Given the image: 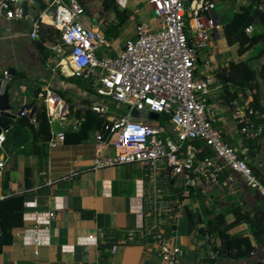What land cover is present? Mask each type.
Masks as SVG:
<instances>
[{
    "label": "crops",
    "instance_id": "obj_1",
    "mask_svg": "<svg viewBox=\"0 0 264 264\" xmlns=\"http://www.w3.org/2000/svg\"><path fill=\"white\" fill-rule=\"evenodd\" d=\"M115 2L119 11L126 15L127 24L121 38L111 40L112 51L109 46L108 54L117 50L125 38L133 36L135 24L143 23L152 28L157 26L146 0H133V8L125 6L127 0ZM44 3L45 0H40L37 7L30 8L25 18L15 20L0 18V78H3L2 71L6 69L9 75L6 80L13 85L9 100L12 112L25 106L31 108L33 104L41 102L36 93L43 88H50L61 95L68 106L71 105L69 113L61 121L53 120L48 123L49 130L61 128L70 130V120L75 116L76 108L81 105L79 99L84 97V89L66 80L64 77L70 75L68 69L59 68L57 64V57L50 48L55 42L56 32L51 33L49 28L46 29V35L50 38L47 41L42 40L41 47L37 45V39L27 35L31 27V16L43 8ZM147 6L149 9L143 11ZM221 9L214 7L211 15L223 24ZM138 11L143 13L142 18ZM85 17L99 22L100 28L103 25L101 20L95 19L91 14L90 16L86 14ZM243 45L240 51L237 42L231 44L226 42L221 29L214 32L202 50L204 51L202 61L196 52V68L200 62L203 65V68L196 72L212 74L213 82L208 95V105L216 115L215 125L224 139L235 148L237 154L251 164L249 166L252 171H257L264 185V147L262 144H254L253 150L249 149L243 140L244 134L238 131L239 122L236 116V110L239 113L243 112L242 101H249L253 90L244 89V92L238 90L230 103H225L221 89L223 82L214 75L218 67L227 66L231 61L254 54L257 44L248 45L245 42ZM205 60L208 61L207 65L204 63ZM251 62L254 65L255 59L253 58ZM232 87V84L228 85V88ZM262 88L264 90V85ZM261 100L264 102V97ZM256 141H262V138H257ZM1 142L0 158L3 159V166L0 169V192L4 189L2 184L4 175L7 178L6 184L25 185L23 181L25 164H28L31 171L48 168L52 177L59 175L68 166L76 167L78 172L72 179L55 181L50 187L51 198L45 187H42L44 191L37 193L24 192L22 224L10 229V242L0 248V264H154L157 261V244L152 237L141 235L138 229H134L142 222L144 211L147 209L143 195L150 189L144 168L139 162L92 168L90 166L92 137L88 142L75 144L65 142L63 146L52 149L47 147L45 141L39 142L36 151L21 146L19 142L18 145L14 141L7 146ZM108 149L109 147L105 152L109 154ZM233 177L225 184L184 183L176 178L174 180L176 186H169L171 199L174 200V205L176 204L172 216L174 223L172 241L181 248L178 256L180 264L234 262L215 253L213 246L219 245L221 239L217 232L200 234L197 230L199 226L204 227L216 212H222L224 221L221 226L225 233L249 235L245 222H231L229 206L233 204L242 208H264V196L245 184L238 174H234ZM30 180L33 183L42 179L41 176H37L31 177ZM178 188L179 194L182 195L180 199L175 190ZM33 198L35 205L30 203ZM47 200L55 204L57 209L54 217L45 222ZM185 208L191 211L193 219H197L192 228L187 226ZM132 229V238L127 239V231ZM90 234L92 237L88 236ZM247 259L257 261L254 264H264V246L255 247Z\"/></svg>",
    "mask_w": 264,
    "mask_h": 264
},
{
    "label": "built area",
    "instance_id": "obj_2",
    "mask_svg": "<svg viewBox=\"0 0 264 264\" xmlns=\"http://www.w3.org/2000/svg\"><path fill=\"white\" fill-rule=\"evenodd\" d=\"M39 1L0 0V18H25ZM146 2L157 26L135 24L133 36L125 38L110 54L107 50L110 46L112 51L111 40L105 38L99 22L85 17L78 0H45L44 7L31 16L27 35L37 39L40 24L57 30L58 35L50 48L57 57L59 68H67L70 75L89 83L92 90H84L83 95L90 98V108L104 115L107 121L103 127L107 136L104 137L102 131L92 136L90 166L134 161L143 166L150 189L143 195L147 208L144 217L134 229H138L141 235H150L157 244L158 259L154 264H180L181 248L172 241L174 229L166 231L170 219L173 221L170 209L175 203L171 199L169 181H172L171 186H176V178L184 183L225 184L238 174L245 184L262 196L264 185L215 125L216 115L208 105L212 74L196 72V52L207 46L213 33L222 26L211 15L214 1ZM252 29L251 24L244 27L245 33L252 32ZM101 46L103 48L98 50ZM204 63L207 65L208 61ZM2 73L3 78L8 79V71L4 69ZM98 95L100 98L94 99ZM36 96L43 104L48 123L61 121L69 113L67 101L52 89L43 88ZM108 102L126 105V113H108ZM130 107L155 112L157 117L127 119ZM242 107V113L236 110L237 120L241 123L238 131L254 137L258 127L252 128L247 118L246 112H250L248 100L242 101ZM30 109L29 106L19 108L17 115H25L35 123ZM160 114L163 123L158 120ZM79 122L77 116L72 117L69 129H77ZM6 130L7 127L0 129V142ZM45 142L49 149L63 146L64 129L49 130ZM107 147L113 149L112 155L105 152ZM2 166L3 159L0 158V169ZM77 172L76 167L68 166L52 177L48 168L33 170L30 176H41V181H34L29 188L23 184H6L0 192V199L26 191L37 193L42 187L47 188L51 198L50 187L54 182L72 179ZM30 203L35 205V198ZM46 204L45 222L54 217L57 209L50 200ZM132 233L133 229L128 230L126 238L131 239ZM88 236L92 237L91 234Z\"/></svg>",
    "mask_w": 264,
    "mask_h": 264
},
{
    "label": "trees",
    "instance_id": "obj_3",
    "mask_svg": "<svg viewBox=\"0 0 264 264\" xmlns=\"http://www.w3.org/2000/svg\"><path fill=\"white\" fill-rule=\"evenodd\" d=\"M85 14L90 16L89 11L83 0H78ZM218 1V0H214ZM227 1L234 5L233 13L221 26L222 35L228 44L238 43V49L241 51L244 43L248 45L257 44L256 50L252 56H248L237 61H231L227 66L218 67L214 71V75L223 82L222 84V99L225 103H230L238 90L244 92V89L253 90L251 99L248 101L250 112H246L247 118L251 123L252 128L258 127V133L254 137L243 135V140L246 142L250 150H253V145L262 144L264 147V102L261 98L264 97V0H221ZM112 12L113 16L109 21L104 20L101 26L102 32L106 39L113 40L118 37V34L124 29L127 24V17L119 11L115 0H100L99 13ZM247 24L253 26L252 32L245 33L244 27ZM44 26V27H42ZM50 29L51 33L56 32L50 25L40 24L38 28V38L36 40L39 47L42 46V40H49V35H46V29ZM255 29V30H254ZM55 34V35H56ZM58 35V34H57ZM255 59L254 65L251 60ZM66 80L73 82L79 88L85 91L92 90L87 81L75 75L64 77ZM87 82V83H86ZM232 84L230 89L228 85ZM60 94L63 95V92ZM244 94V93H243ZM80 107L76 108L75 116L80 119L78 128L75 130L64 129V143H82L90 141L93 134L102 131L104 137L107 136V131L103 130L104 124L107 122L104 115L95 112L90 108V98L83 97L79 99ZM71 107V105L69 104ZM32 114L35 123L29 121L25 115H18L7 126L2 139V145L7 146L11 143L16 145L30 147L31 151H36L39 142H44L49 137V124L45 115L44 107L41 102L32 105ZM241 123L238 124V128ZM29 138V140H23ZM257 138H262V141H256ZM255 142V143H254ZM252 152V151H251ZM250 164V163H249ZM251 165V164H250ZM31 169L28 164L24 165V186L29 188L33 183L31 179ZM259 181L263 182L261 176L254 171ZM6 175L2 178L3 187L6 185ZM260 181V182H261ZM169 186L172 181L167 183ZM180 187V186H179ZM181 188V187H180ZM180 188L175 189L178 192V198L182 197ZM44 191L40 189L39 191ZM25 194L16 193L10 194L0 199V248L3 244L10 242V229L14 226L22 224L21 213L23 210V200ZM176 209V204H172L170 214L173 215ZM229 211L232 214L231 222H245L248 225V234H227L222 228L224 221L223 213L216 212L209 218L207 224L197 227L200 234L207 232H217L220 235V243L213 246L215 253L218 256H224L234 260L230 264H254L257 261H249L250 251H253L257 246H264V208H242L238 205L231 204ZM188 228L194 227L197 219H193V215L188 208H185ZM174 228V223L170 219V224L166 227V231ZM226 240H228V248L225 249ZM209 259V258H208Z\"/></svg>",
    "mask_w": 264,
    "mask_h": 264
},
{
    "label": "rangeland",
    "instance_id": "obj_4",
    "mask_svg": "<svg viewBox=\"0 0 264 264\" xmlns=\"http://www.w3.org/2000/svg\"><path fill=\"white\" fill-rule=\"evenodd\" d=\"M239 2H243L244 0H238ZM85 6H86V9L89 11V13L91 14L92 17H94L95 19L97 20H101V23L103 24L104 20L106 21H109L113 14L112 12H103V13H99V10H100V0H83ZM217 3H215V7L217 9H221L220 10V14H221V19L223 22H225L228 18H230V16L232 15L233 13V9H234V5L227 2V1H221V0H218L216 1ZM133 0H127L126 4L125 3H122L123 5L125 4V6L127 8H131L133 6ZM226 8H225V7ZM133 8V7H132ZM149 9V7H145L143 9V11H147L146 9ZM224 9V10H223ZM222 10L224 13H222ZM139 14L141 15V18L143 17V13L141 11H138ZM104 19V20H103ZM123 34V30L118 34V38H121ZM103 48V46L99 47L98 50H101ZM106 48H104L103 50H105ZM205 48H201L197 51V55L199 56V58H201L200 60L202 61V57H203V52L202 50H204ZM203 68V65L202 63H198L197 64V68H196V71H199L200 69ZM87 83V82H86ZM89 84V83H88ZM251 96V95H250ZM100 98V96L98 95L97 97H95L94 99H98ZM126 110H127V107L126 105L124 104H121V103H115V102H108V113H111V114H125L126 113ZM158 120L163 123L164 122V119H163V116L162 114L159 115L158 117ZM108 152L110 155L113 154V149L112 148H109L108 149ZM246 161V160H245Z\"/></svg>",
    "mask_w": 264,
    "mask_h": 264
},
{
    "label": "water",
    "instance_id": "obj_5",
    "mask_svg": "<svg viewBox=\"0 0 264 264\" xmlns=\"http://www.w3.org/2000/svg\"><path fill=\"white\" fill-rule=\"evenodd\" d=\"M25 8V7H24ZM13 85H11L8 80L4 78H0V129L6 128L12 119L18 114L19 110L15 112L10 111L11 105L9 103L10 93ZM32 111V107L30 109ZM156 118L157 114L155 112L149 111L145 112L140 109H136L135 107H130L127 112L126 118ZM228 248V240H226L225 249Z\"/></svg>",
    "mask_w": 264,
    "mask_h": 264
}]
</instances>
